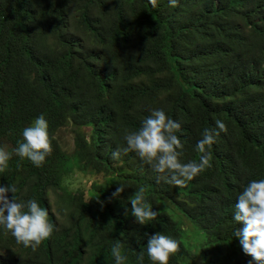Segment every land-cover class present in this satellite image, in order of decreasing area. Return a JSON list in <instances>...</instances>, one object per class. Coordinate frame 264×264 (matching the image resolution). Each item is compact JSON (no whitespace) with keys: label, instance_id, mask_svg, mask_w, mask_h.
Segmentation results:
<instances>
[{"label":"trees","instance_id":"obj_1","mask_svg":"<svg viewBox=\"0 0 264 264\" xmlns=\"http://www.w3.org/2000/svg\"><path fill=\"white\" fill-rule=\"evenodd\" d=\"M155 110L181 125L182 163L198 160L205 128L228 127L211 167L183 187L134 152L112 158ZM41 114L52 154L36 167L14 150ZM69 126L71 154L57 138ZM0 147L11 156L0 186L48 211L55 194L72 221L59 226L50 213L54 233L35 251L0 228V264H115L117 242L124 264H151L157 233L179 244L169 264H257L234 213L243 188L264 179V0H0ZM91 173L103 175L95 196L74 188ZM141 187L157 212L143 226L129 202ZM179 214L200 231L193 248Z\"/></svg>","mask_w":264,"mask_h":264},{"label":"clouds","instance_id":"obj_2","mask_svg":"<svg viewBox=\"0 0 264 264\" xmlns=\"http://www.w3.org/2000/svg\"><path fill=\"white\" fill-rule=\"evenodd\" d=\"M150 2L155 6L156 0H150ZM177 4L178 0H169L170 7H176ZM215 125V128H205L202 138L197 142L198 160L182 163L180 157L183 146L176 134L181 125L166 116L164 111L155 110L143 120L138 131L124 133L123 139L127 146L113 151L112 158L119 160L122 153L126 155L134 152L144 163L151 166L153 171L160 174L166 183L183 187L211 167L210 149L216 142V137L221 133H228V127L222 120H216ZM48 127L44 115L41 114L31 126L23 130V142H20L14 150L15 155L29 160L36 167L42 166L46 157L52 154ZM86 129L91 131V128L82 129L90 133ZM10 159L11 156L6 148L0 147V173L7 170ZM92 175L91 173L86 177ZM96 176H101L102 179L95 178L88 190L81 186L79 192L83 191L87 196L90 195L88 191L91 190L92 185L103 180V175L94 174V177ZM124 189L125 187L121 184L114 196H119ZM8 193L13 194L12 199H9ZM15 193L16 188L13 185L0 186V228L6 234L8 233V236L14 237L18 244L35 251L49 242V238L54 233L51 214L54 215L57 225L62 224L68 227L71 225L70 218L63 219L60 213L62 207L55 194L51 195V211H48L35 199L28 200L26 203L17 201ZM129 202L131 214L137 224L143 226L156 218L157 212L153 211L146 202L143 187L135 192ZM53 203L59 208L58 210L54 209ZM235 208L234 220L243 225V228L236 233L243 252L252 257L257 264H264V179L251 180L239 194ZM178 248L179 244L175 239L157 233L148 238L147 255L151 264H169L170 256L176 253ZM111 254L115 264H124L127 259L122 254V246L119 242L112 247ZM140 259L143 260V254Z\"/></svg>","mask_w":264,"mask_h":264},{"label":"rangeland","instance_id":"obj_3","mask_svg":"<svg viewBox=\"0 0 264 264\" xmlns=\"http://www.w3.org/2000/svg\"><path fill=\"white\" fill-rule=\"evenodd\" d=\"M86 131H90L89 129H86ZM59 141L61 142V144L63 145L64 149L68 152V153H72L74 150V142H73V130L71 127L68 128H64L62 129L58 135H57ZM98 179L101 180L102 177L101 176H96L94 177V174L92 176L89 177H82V178H78V180L75 182L74 184V188H77L79 186H82L85 190H88L91 186V184L94 182V179ZM108 179V177H107ZM89 194L91 196H95L94 193L89 190L88 191ZM54 205V209L58 210L59 208L56 206L55 203H53ZM176 220L178 221H183L184 225H185V229H186V243L188 245H190L192 248L196 244V242L200 241L201 239L197 240L198 235H200V231H197L194 227H192L188 222L184 221V218L182 215H177L176 216ZM63 222V220L61 221V223Z\"/></svg>","mask_w":264,"mask_h":264}]
</instances>
